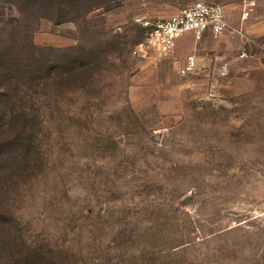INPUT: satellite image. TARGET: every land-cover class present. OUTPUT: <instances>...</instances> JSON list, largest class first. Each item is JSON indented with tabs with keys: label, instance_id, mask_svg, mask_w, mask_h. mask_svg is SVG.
<instances>
[{
	"label": "rangeland",
	"instance_id": "obj_1",
	"mask_svg": "<svg viewBox=\"0 0 264 264\" xmlns=\"http://www.w3.org/2000/svg\"><path fill=\"white\" fill-rule=\"evenodd\" d=\"M15 1L0 0V136L16 119L29 136L0 166V264H264V39L249 26L211 82L188 53L132 54L137 18L202 1L236 34L264 0Z\"/></svg>",
	"mask_w": 264,
	"mask_h": 264
},
{
	"label": "built area",
	"instance_id": "obj_2",
	"mask_svg": "<svg viewBox=\"0 0 264 264\" xmlns=\"http://www.w3.org/2000/svg\"><path fill=\"white\" fill-rule=\"evenodd\" d=\"M247 16L248 13H245ZM145 30L144 40L139 43L132 54L142 56L153 61H160L171 54L179 38L192 33L195 40L201 41L205 32L210 31L220 36L228 30V23L224 9L220 5L207 4L197 1L190 6L180 9L173 16L166 19H135ZM120 27L115 29L121 32ZM202 70V60L195 55L188 56L185 64L186 73H196ZM221 75L227 74V67L215 69Z\"/></svg>",
	"mask_w": 264,
	"mask_h": 264
},
{
	"label": "crops",
	"instance_id": "obj_3",
	"mask_svg": "<svg viewBox=\"0 0 264 264\" xmlns=\"http://www.w3.org/2000/svg\"><path fill=\"white\" fill-rule=\"evenodd\" d=\"M253 20L250 23L252 20H247L245 13H242V10L239 9L236 34L225 32L220 36H215L210 31H207L204 33L201 41L197 42L192 33H187L178 39L173 52L164 57V60L166 63L177 64L186 56V53L189 56L195 55L202 60V70L198 73L202 77L195 78L194 81L203 80L211 82L212 80H217L219 76L217 74L219 73L214 70L223 67L222 65L225 64H233L235 58L229 57L228 52L231 49L234 50L232 51V55L235 56L236 49L233 48H236V45L244 41L242 38L246 36V29L251 27L257 39H264V16ZM242 29L245 30L242 32V35L238 34L239 32L237 31ZM244 42L246 44V39ZM245 61L242 59L241 62L243 63H240V66L244 65ZM213 65L215 68H212Z\"/></svg>",
	"mask_w": 264,
	"mask_h": 264
},
{
	"label": "trees",
	"instance_id": "obj_4",
	"mask_svg": "<svg viewBox=\"0 0 264 264\" xmlns=\"http://www.w3.org/2000/svg\"><path fill=\"white\" fill-rule=\"evenodd\" d=\"M9 1L13 2V0H9ZM17 1L19 2V0H16L15 2ZM10 81H11L10 78L6 76V65L3 67L2 64H0V96L9 93L8 90L9 88H11ZM28 136H29V129H28V125L25 123V120L23 119L14 120L13 128L9 132H6L0 136V138L2 137L0 140V166L2 165V162L5 160L3 157H5L7 153H9L11 149H13L14 146L18 147L20 141L23 139H27ZM30 154L31 153L29 148L25 149L24 153L22 154L23 157L22 166L23 164H28V160L29 161L31 160ZM16 168L18 170L21 169L20 165L17 166ZM10 169L13 170L14 168H10ZM22 169L26 171L27 168L25 166Z\"/></svg>",
	"mask_w": 264,
	"mask_h": 264
}]
</instances>
